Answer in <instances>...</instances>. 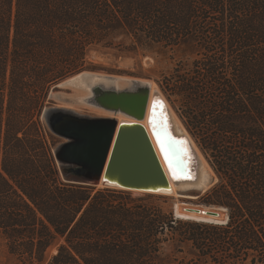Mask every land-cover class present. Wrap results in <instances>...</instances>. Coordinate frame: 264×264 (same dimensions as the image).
I'll return each mask as SVG.
<instances>
[{
	"label": "trees",
	"instance_id": "obj_1",
	"mask_svg": "<svg viewBox=\"0 0 264 264\" xmlns=\"http://www.w3.org/2000/svg\"><path fill=\"white\" fill-rule=\"evenodd\" d=\"M98 45L183 49L161 84L210 153L207 203L227 222L61 177L41 114ZM0 232L23 264L60 238L47 264H264V0H0Z\"/></svg>",
	"mask_w": 264,
	"mask_h": 264
},
{
	"label": "water",
	"instance_id": "obj_2",
	"mask_svg": "<svg viewBox=\"0 0 264 264\" xmlns=\"http://www.w3.org/2000/svg\"><path fill=\"white\" fill-rule=\"evenodd\" d=\"M86 72L90 71L78 72L57 85L79 74L92 76ZM105 78L109 81L91 84L85 101L139 121L48 107L44 112L48 127L65 139L54 149L63 179L152 193L171 192L173 184L195 181L198 158L189 137L173 132L167 102L160 94L153 97L147 116L151 83L132 79L129 86L119 88L112 82L113 75ZM146 117L161 156L147 126L140 122ZM222 208L216 206L206 212L219 216ZM187 209L202 211L200 207Z\"/></svg>",
	"mask_w": 264,
	"mask_h": 264
},
{
	"label": "rangeland",
	"instance_id": "obj_3",
	"mask_svg": "<svg viewBox=\"0 0 264 264\" xmlns=\"http://www.w3.org/2000/svg\"><path fill=\"white\" fill-rule=\"evenodd\" d=\"M129 41L130 40H127V42ZM87 58H88V62L90 65V69L83 70V71H92V72H97V73L105 74V75L121 76V77L129 78V79H141L144 81H148L151 83L153 82L157 84L160 91L165 95L166 99L168 100L169 104L173 108L176 115L180 118L183 125H185V128L190 134V136L192 135L191 137L193 138L195 144L197 145V147L199 148V150L201 151V153L207 160L208 164L212 167L213 173H214L212 174L214 178V183L207 190L201 191L199 188H191V189L188 188V189H182L181 192L179 191L180 193H183V194L195 195L196 197L181 196L178 194L152 193V192H146L143 190H129V189H123V188H118V187H110V188L124 190L125 192L130 193L132 197L134 198H146V199L149 198V199H153L156 201L165 202V204L170 209L173 210L175 217L182 221L203 222V221L179 218L175 214V205L178 202L179 203L186 202L187 203L186 206H196V207H206V208H213V207L218 206V205L207 203V191L211 189L219 181V177L216 174L213 166L211 165L210 153L203 148V146L200 144L198 139L193 136L188 126L186 125L184 119L181 116L182 107L178 99H176L175 97L170 98L168 94L165 92V90L163 89L162 84H161L163 74L170 73L173 70L174 66L177 64V62L184 58L183 49L175 48V49L169 50L168 52L161 53L156 50L133 51V50H128L124 48L121 49L120 47L107 48L102 45H98L89 52ZM89 83H90L89 81L86 83H83L82 85L83 88L74 87L71 85L59 86L57 84L51 88L47 105L43 109L42 114H41V119L44 125V129L47 133L48 139L50 140V143L52 145L53 152L56 146H58L59 143L65 141V139L55 134L48 127L44 119V112L48 107H52V106L65 107V108L74 110L81 114L102 116L101 112L95 109H92L90 107L91 104L87 105L85 103H78L75 100H73L75 97H77L81 93L82 95L86 94L87 88H89L88 87ZM127 85H128V82L126 81L123 87ZM113 117H116V115ZM58 166H59V163H58ZM60 174H61V177L63 178L61 170H60ZM92 185L97 186V187H106V186H101L100 184H95V183ZM62 241L63 239L60 238L53 245L49 247L46 253V260L43 262V264H47L49 260L51 259V257L55 253L58 252V247L62 243ZM0 264H23V262L16 255L12 254L9 251L7 239L1 232H0Z\"/></svg>",
	"mask_w": 264,
	"mask_h": 264
},
{
	"label": "bare ground",
	"instance_id": "obj_4",
	"mask_svg": "<svg viewBox=\"0 0 264 264\" xmlns=\"http://www.w3.org/2000/svg\"><path fill=\"white\" fill-rule=\"evenodd\" d=\"M86 73H91L92 76L91 77H84L82 74H79V75H76L75 77H71V78L67 79L63 84H60L59 86L71 85V86H74V87H82L83 83H86L89 80H91L92 82L89 83V85H88L89 88H87V91H86L85 95H82V93H81L77 97H75L74 99L72 98L73 100H75L78 103H85L87 105H90V104H88L85 101V98L90 96V94H91V84H94V83H97V82H100V81H109V80H107L105 78V76H107L105 74H100V73L92 72V71L86 72ZM114 77L115 78H114V80L112 82L116 86H118L119 88H122L123 85H125L126 81L128 82L127 86H129L131 84V80L132 79L121 77V76H114ZM151 86H152L151 87V95H150V102H149V107H148V111H147V116L149 114L150 104H151V101H152L153 97L156 94H160L163 97V99L167 102L168 111H169V115H170V121L172 123L171 124V128L173 129V132H175L177 135L185 134L186 136L189 137L190 142H191L192 147H193V150L195 152V155L198 158L197 176H196L195 181H193V182H181L179 185L173 184L172 191L171 192H165V193H167V194H178V195H181V196L196 197L195 195H188V194H183V193H180V192H181L182 189H188V188H190V189L191 188H199L201 191L207 190L211 186L212 181H213V176H212V174H214L213 173V169L208 164L207 160L205 159V157L203 156V154L201 153V151L199 150V148L195 144L193 138L191 137L192 135L190 136V134L188 133V131L185 128V125H183V123L180 120V118L174 112L173 108L169 104V102L166 99L165 95L160 91L158 85L152 82ZM90 107L92 109H95V110L101 112L102 115H108V116L109 115L110 116H115L116 115V117L119 119V121H122V120H136V119H134L132 117L126 116L123 113L115 114L114 112H110V111L104 110L102 108L93 107L91 105H90ZM147 118L148 117H146L145 120L140 121V122L144 123L147 126V128H148V130H149V132H150V134L152 136V139L154 141V144H155V146H156V148H157V150H158V152L160 154V151H159V149L157 147V144H156V142H155V140L153 138V135H152V133L150 131ZM136 121H139V120H136ZM160 156H161V154H160ZM163 163H164V161H163ZM164 165H165V163H164ZM100 185L104 186L102 184H100ZM186 205H187L186 202H182V203L178 202V203H176V205H175V214H176V216H178L179 218H183V219H191V220L210 222V223H219V222L225 223L229 219V214H228L226 208H222L221 214L219 216H216V215H212V214H209V213L206 212V210H208L210 208L200 207V208H202V211H196V210L187 209V207H196V206H186ZM196 208H198V207H196Z\"/></svg>",
	"mask_w": 264,
	"mask_h": 264
}]
</instances>
